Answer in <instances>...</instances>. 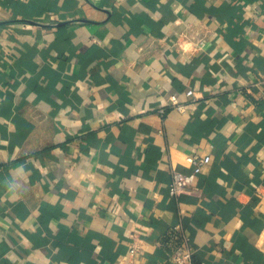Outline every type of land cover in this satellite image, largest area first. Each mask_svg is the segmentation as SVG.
Listing matches in <instances>:
<instances>
[{"label": "crops", "instance_id": "crops-1", "mask_svg": "<svg viewBox=\"0 0 264 264\" xmlns=\"http://www.w3.org/2000/svg\"><path fill=\"white\" fill-rule=\"evenodd\" d=\"M21 165L0 264H166L181 235L264 264V0H0V182Z\"/></svg>", "mask_w": 264, "mask_h": 264}, {"label": "built area", "instance_id": "built-area-1", "mask_svg": "<svg viewBox=\"0 0 264 264\" xmlns=\"http://www.w3.org/2000/svg\"><path fill=\"white\" fill-rule=\"evenodd\" d=\"M195 43L198 47H202L204 45V38L199 36L195 40ZM185 93L187 96L195 95V92L191 88L187 89ZM168 103L176 109L181 110L183 108V104L175 94L169 95ZM159 111L162 113L164 111V107H160ZM185 161L189 165V169L187 171L178 168L171 169L170 181L168 185V192L170 195H178L192 186L196 175L202 172L205 165L209 163L210 154H187L185 156ZM139 247L140 245L138 242L131 241L128 244L125 259L121 264H135L133 257ZM192 255L193 248L190 246L188 238L181 235L180 241L175 245L172 251L168 252V262L166 264H186L192 260Z\"/></svg>", "mask_w": 264, "mask_h": 264}, {"label": "clouds", "instance_id": "clouds-1", "mask_svg": "<svg viewBox=\"0 0 264 264\" xmlns=\"http://www.w3.org/2000/svg\"><path fill=\"white\" fill-rule=\"evenodd\" d=\"M24 175L25 169L24 166L21 165L14 169L5 180L0 182L4 189L3 196H0V199H7L9 201L18 199L24 191Z\"/></svg>", "mask_w": 264, "mask_h": 264}, {"label": "trees", "instance_id": "trees-1", "mask_svg": "<svg viewBox=\"0 0 264 264\" xmlns=\"http://www.w3.org/2000/svg\"><path fill=\"white\" fill-rule=\"evenodd\" d=\"M173 232H171L170 234H172ZM168 237H169V235L168 236H166V237H164V238H162V240H161V244L162 245H166V247H168L169 248V245H167V244H165L166 243V241H168ZM180 241V239H178V242ZM177 242V243H178Z\"/></svg>", "mask_w": 264, "mask_h": 264}]
</instances>
